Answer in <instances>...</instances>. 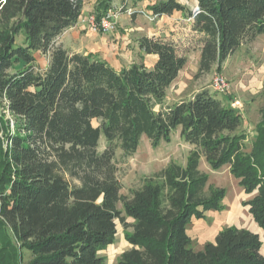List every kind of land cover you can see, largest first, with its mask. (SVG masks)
<instances>
[{"label": "trees", "instance_id": "obj_1", "mask_svg": "<svg viewBox=\"0 0 264 264\" xmlns=\"http://www.w3.org/2000/svg\"><path fill=\"white\" fill-rule=\"evenodd\" d=\"M196 1L195 12L178 0L149 7L191 19L196 76L264 35V0ZM111 2L97 0L98 18ZM82 8L83 0H0V103L14 123L0 142V264H106L99 252L114 242L116 220L130 244L118 264H264L262 241L248 229L223 227L201 249L187 233L192 219L224 206L201 157L214 170L228 165L244 192H255L243 203L264 231V106L246 150L241 114L208 89L166 103L187 63L177 41L138 37L139 51L156 56L151 67L114 68L57 45ZM36 53L48 55L45 68ZM177 129L194 146L187 163L169 162L122 194L117 150L131 157L143 136L155 148Z\"/></svg>", "mask_w": 264, "mask_h": 264}, {"label": "rangeland", "instance_id": "obj_2", "mask_svg": "<svg viewBox=\"0 0 264 264\" xmlns=\"http://www.w3.org/2000/svg\"><path fill=\"white\" fill-rule=\"evenodd\" d=\"M159 1L112 0L111 8L118 9L124 2H127L128 7H131L132 11L135 10V13L128 15L122 10L118 17L119 21L112 32L93 33L83 29L79 31V37L74 38L65 31L57 38L56 44L62 45L71 52L97 53L101 58L106 57L108 62L124 67L133 62L151 64L152 57L138 51L137 38L142 35L177 41L181 51L187 55V63L174 83L167 89L166 103L172 104L180 98L191 96L198 90L208 89L223 101L230 102L241 114L242 129L246 133V150H248L255 136L254 127L260 119V108L264 106V35L258 36L251 43L236 50L233 55L221 63L220 67L215 65L209 73L196 76L199 50L196 49L195 38L190 32L191 19L186 18L184 13L175 12L150 21L146 13L149 12V7L154 2ZM178 1L188 7L191 12L197 9L196 0ZM157 28L163 30V33L158 36L151 35ZM189 38H193L192 41H188ZM35 55L38 66L45 68L48 55L41 53ZM216 76L226 81L228 86L224 92H218L212 88L211 84ZM0 113L4 114V120H0V142L5 146L6 132L14 131V123L11 115L5 109L2 110V103H0ZM93 124L96 125L97 122L93 121ZM104 145V140L100 139L98 150H102ZM193 147L180 136V130L177 129L172 133L169 142H162L155 148L143 136L136 153L131 157L123 158L120 150H117L116 176L122 186L121 193L129 194L131 189L138 188L145 178L165 168L169 162L185 165ZM199 170L207 174V186L224 188L225 197L222 210L208 211L205 219H192L188 224L187 233L191 237L192 247L201 249L206 242H210L213 231L209 228L218 223L222 228L234 226L256 232L262 241L261 251L264 252V231L254 221L249 213V207L243 203L255 192L246 194L238 184V179L229 172L228 165L214 170L205 158L201 157ZM118 208H121L120 203ZM127 221L131 222V219L128 218ZM116 231L114 242L99 252L104 256L106 264H118L119 255L130 248V244L125 239L123 227L118 220H116Z\"/></svg>", "mask_w": 264, "mask_h": 264}, {"label": "built area", "instance_id": "obj_3", "mask_svg": "<svg viewBox=\"0 0 264 264\" xmlns=\"http://www.w3.org/2000/svg\"><path fill=\"white\" fill-rule=\"evenodd\" d=\"M122 10H124L123 12L127 13L128 15L135 13V10L132 11L131 7H128V3L124 2L118 9L110 8V9L104 11L99 18L96 16V14L94 12L89 13L84 18L80 17L79 20L73 26H71L70 28H68L65 31L71 30V29L75 28L76 26L80 25L84 29H87L93 33H109V32H112L115 29V27L119 21L118 17L121 14ZM146 14H147V18L150 21H154L157 17L156 14H154L150 11ZM211 86L215 91L224 92L227 89L228 85L222 77L216 76L213 79ZM6 111L8 113L7 109H6Z\"/></svg>", "mask_w": 264, "mask_h": 264}, {"label": "crops", "instance_id": "obj_4", "mask_svg": "<svg viewBox=\"0 0 264 264\" xmlns=\"http://www.w3.org/2000/svg\"><path fill=\"white\" fill-rule=\"evenodd\" d=\"M96 3H97V0H83V8H82V13H81V16L80 17H83V16H86V15H88L89 13H91V12H93V10L95 9V6H96ZM143 5H145V4H143ZM86 6V7H85ZM175 13V12H174ZM173 13V14H174ZM84 28L82 27V26H80V25H78V26H76L73 30L71 29V30H69V31H67L66 32V34L69 32L70 33V35L72 36V37H79V31L80 30H83ZM161 33H163V30H159L158 28L156 29V31L154 32V33H152L151 35H154V36H158V35H161ZM139 51V50H138ZM75 52H77V51H75ZM79 52V51H78ZM140 52V51H139ZM147 56H151L152 57V62H151V64L150 65H147V64H145L146 66H148V67H151L152 66V64H153V62L155 61V59H156V56L155 55H147ZM105 59H106V57H105ZM198 59V58H197ZM109 63L113 66V67H115V68H120V66H118V65H114V64H112L110 61H109ZM180 73V72H179ZM179 75V74H178ZM177 79V78H176ZM174 83V82H173ZM172 83V84H173ZM189 96V95H188ZM205 219V218H204ZM215 226H216V228H215ZM212 228V229H211ZM222 227L220 226V224H215L214 226H212V227H210L209 228V230L210 231H213L212 232V239H210L209 241H213L214 240V238H215V236H216V234H217V232L221 229ZM254 232V231H253ZM254 233H256V232H254ZM264 253V252H263Z\"/></svg>", "mask_w": 264, "mask_h": 264}, {"label": "water", "instance_id": "obj_5", "mask_svg": "<svg viewBox=\"0 0 264 264\" xmlns=\"http://www.w3.org/2000/svg\"><path fill=\"white\" fill-rule=\"evenodd\" d=\"M197 9H198V7H197Z\"/></svg>", "mask_w": 264, "mask_h": 264}]
</instances>
